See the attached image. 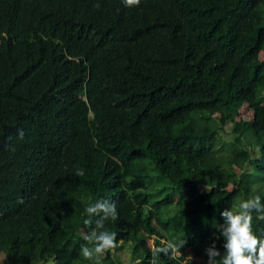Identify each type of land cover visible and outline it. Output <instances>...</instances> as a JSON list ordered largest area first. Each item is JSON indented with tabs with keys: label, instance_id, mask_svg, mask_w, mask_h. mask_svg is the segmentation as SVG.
<instances>
[{
	"label": "trees",
	"instance_id": "1",
	"mask_svg": "<svg viewBox=\"0 0 264 264\" xmlns=\"http://www.w3.org/2000/svg\"><path fill=\"white\" fill-rule=\"evenodd\" d=\"M262 51L264 0H0V264H264Z\"/></svg>",
	"mask_w": 264,
	"mask_h": 264
},
{
	"label": "rangeland",
	"instance_id": "2",
	"mask_svg": "<svg viewBox=\"0 0 264 264\" xmlns=\"http://www.w3.org/2000/svg\"><path fill=\"white\" fill-rule=\"evenodd\" d=\"M259 58L260 59H264V52L262 51L259 54ZM261 94L264 95V89H262L260 91ZM264 104V103H263ZM252 118V112L249 110V108L244 105L243 108L240 110L239 115L236 117V121H250ZM233 125L231 124V127ZM223 134L225 136L226 139H230V124H228L227 126H225L223 128ZM231 140H232V136H231ZM262 145V141H259L255 136H253L252 134L249 135V138H247L244 142H243V146L245 149L248 150H252L254 156L258 157L260 154V147ZM236 171H238V168H236ZM150 172H151V178L154 180L153 185H152V190L154 193H156V191H158L159 195H165L169 192L170 190V183H168V180L164 177H161L159 180H157V176L155 174V171L153 168L150 167ZM250 175L253 179V181L255 182V187L257 188H261L264 187V176L260 171L257 170H253L252 172H250ZM152 200L156 199V196L153 195ZM240 201V198H238L236 200V204ZM235 212V210H234ZM166 236V234H163ZM149 244L151 245L152 241H148ZM124 256H125V260L126 258L128 259L129 262V253L128 252H123ZM179 257L181 258L182 261H187V260H193L194 262H200L202 259L200 257H195L194 255H192L190 252H185L182 255H179ZM1 261V260H0ZM126 262L125 264H130ZM46 264H54L52 261H48Z\"/></svg>",
	"mask_w": 264,
	"mask_h": 264
}]
</instances>
